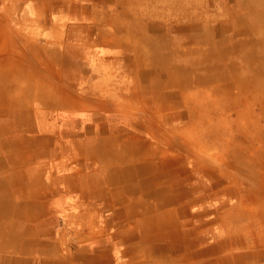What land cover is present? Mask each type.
Segmentation results:
<instances>
[{
	"label": "rangeland",
	"instance_id": "1",
	"mask_svg": "<svg viewBox=\"0 0 264 264\" xmlns=\"http://www.w3.org/2000/svg\"><path fill=\"white\" fill-rule=\"evenodd\" d=\"M17 1L20 7H28L21 4L25 0H0V13L6 4L16 6ZM63 1L91 5L93 9L77 5V10L71 6L48 14L46 9L40 8L38 16L32 14L24 19L21 33L16 34L20 43L13 53L14 58H18L34 38L45 42V32L52 29L50 21L61 22L60 30L52 35L59 39L65 38V25L68 31L72 23L107 24L109 33L105 34V41L110 45H124L123 51L106 49V42L99 40L102 39L99 33H89L103 58V67L91 65L94 72L91 81L101 84L112 79L124 81L122 88L108 85L102 90L106 98L114 100L120 112L93 113L89 108L70 111L59 107L48 115L46 123L66 132L77 128L84 131L89 125L95 136L110 135L118 130L133 132L134 137L119 141L143 145L145 149L139 152L155 164L150 174L159 173V182L171 183L179 196L166 208L156 197V200H144L141 194L128 193L125 199L147 201L151 209H170L180 221V227L173 226L172 230L179 233L193 230L194 235L203 237L199 244L205 248L232 243L237 252L244 247L250 249V254L261 256L259 262L264 264V91L262 95L251 92L244 82H232L231 78L206 80L207 75H217L219 68L202 64L214 52L226 50L224 43V47L218 43L221 31L226 32L229 39H242L251 29H264V18L260 20L262 24L258 23V14L264 12V0ZM248 3L252 7H247ZM37 18L40 21L36 29L29 31ZM158 36L165 39L158 41ZM169 49L179 58L178 62L181 59L188 67V71L181 73L182 79L189 77L182 86L169 75L168 64L152 62L154 55L169 52ZM241 49L244 51L246 47ZM178 51L180 54H175ZM241 51L233 55H240ZM31 53L22 64L29 70L37 68L40 78H48L66 88L81 82L62 80L66 78L67 69L61 65L56 52ZM119 55H122L117 60L120 66L114 67L113 58ZM220 64L225 71L223 63ZM12 95L18 96V91ZM177 95L182 97L181 102H172L171 97ZM64 110L71 114L67 112L70 115L65 116ZM35 130L39 132L40 128ZM23 150L17 149L18 152ZM153 152L160 157L157 160L166 162L154 161L156 153ZM8 218L3 220L8 221ZM80 218H63L68 228L66 237L73 236L74 228L70 226L75 227V222L83 226L91 219ZM191 243L187 237L181 245Z\"/></svg>",
	"mask_w": 264,
	"mask_h": 264
},
{
	"label": "crops",
	"instance_id": "2",
	"mask_svg": "<svg viewBox=\"0 0 264 264\" xmlns=\"http://www.w3.org/2000/svg\"><path fill=\"white\" fill-rule=\"evenodd\" d=\"M17 3L6 4L0 13V244L4 246H0V264H263L261 256L244 247L237 252L232 243L205 248L199 244L203 237L193 230H172L180 227V221L170 209H151L144 200L159 198L167 207L179 194L171 183L159 182V173L150 174L155 164L139 152L143 145L119 141L134 137L133 132L95 136L89 125L82 126L84 131L66 132L46 123L59 107L120 112L102 90L108 85L122 88L124 81H91V65L103 67V58L89 33H99V40L106 42L107 24L72 23L68 31L65 25V38L59 39L52 35L61 22L50 21L45 42L34 38L14 58L20 43L16 34L21 33L25 18L38 16L42 8L51 14L57 8L86 6L63 0H25L21 4L27 8ZM36 20L29 31L36 29L40 19ZM105 44L106 49L123 51L124 45ZM48 51L59 54L67 69L62 80L81 81L79 85L66 88L22 64L29 53ZM122 55L113 58L114 67L120 66L117 60ZM65 110L63 114L69 116L71 112ZM157 157L154 154V161L166 162ZM128 193L141 194L144 200H126ZM6 216L8 221L3 220ZM67 217L91 219L83 226L75 222V227L70 226L73 236L66 237ZM187 237L192 243L181 245Z\"/></svg>",
	"mask_w": 264,
	"mask_h": 264
},
{
	"label": "bare ground",
	"instance_id": "3",
	"mask_svg": "<svg viewBox=\"0 0 264 264\" xmlns=\"http://www.w3.org/2000/svg\"><path fill=\"white\" fill-rule=\"evenodd\" d=\"M247 7H252L251 3H248ZM263 18L264 12L259 13L258 23L262 24L260 20H262ZM244 30L246 31L248 29L246 28ZM244 34L245 35L242 39H237L235 37H233V39H229V36H226V32H220L218 43H220V46H222V44L224 43L226 50L214 52V54L209 59H205L204 61H202V64L204 66H215L216 68H219V73L217 75H207L205 76V79L216 81L215 79L221 78L220 80H222V78H231L232 82H244L248 86V89L252 90L251 92H256L259 93V95H262L264 91V29H261L260 31H254L251 29L250 33ZM158 39L164 40L165 37L158 36V38L156 37V40ZM243 47H246L244 51L243 49H241ZM240 50H242V54H236L238 57L235 54L233 55V52ZM178 52H176L175 54H180V52ZM234 57L241 58L242 60L239 61V59L237 60V58ZM178 59L175 58L174 51L172 49H169V52L161 51L158 56L154 55L152 62L155 61L160 64H163L162 62H164V65L168 64L170 67H172L170 68L169 66H167L169 68V75L171 76V78L175 79L176 83L179 86H182L186 84V81L189 80V77L187 75L186 78L182 79L181 74L182 72L184 73L185 71H188V67H186L185 62L183 60L180 59L178 62ZM183 59L185 58L183 57ZM220 63H223L224 69H226L225 71L221 70ZM220 90H223V88ZM171 98L174 99L172 100V102H181L180 98L182 97L177 95Z\"/></svg>",
	"mask_w": 264,
	"mask_h": 264
}]
</instances>
